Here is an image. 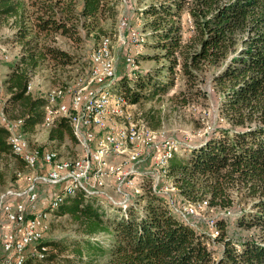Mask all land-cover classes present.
Listing matches in <instances>:
<instances>
[{"label": "trees", "instance_id": "16d2710c", "mask_svg": "<svg viewBox=\"0 0 264 264\" xmlns=\"http://www.w3.org/2000/svg\"><path fill=\"white\" fill-rule=\"evenodd\" d=\"M116 8L117 0H0V27L8 28L9 41L19 46L4 79V112L21 121L22 132H33L46 118V93L26 88L37 68L74 61L75 55L55 45V36L77 43L90 36L94 50L108 36L101 21L113 19ZM141 13L143 44L152 40L150 46L160 53L150 57L166 63L139 69L135 57L142 46L135 67L124 59L113 83L127 106L165 93L177 78L181 84L170 99L180 106L207 98L206 78L218 95L219 117L212 129L185 154L169 157L159 186L172 184L177 204L206 200L209 208L230 210L237 226L255 231L227 236L226 218L220 217L211 237L208 225L193 226L174 214L149 181L124 207L78 190L45 210L67 216L81 237L68 243L43 240L42 257L27 256L24 264L53 261L65 250L81 264H264V0H151ZM48 124L52 147L78 142L67 116L56 115ZM8 135L0 121V156L21 159ZM59 186L56 194L63 189Z\"/></svg>", "mask_w": 264, "mask_h": 264}, {"label": "rangeland", "instance_id": "374dc122", "mask_svg": "<svg viewBox=\"0 0 264 264\" xmlns=\"http://www.w3.org/2000/svg\"><path fill=\"white\" fill-rule=\"evenodd\" d=\"M151 0H117L116 15L112 19L102 20L103 33L108 35L106 38L110 45L111 51V63H113V68L110 69L116 73L118 71H123L125 68L124 59L127 55L136 54V49L141 48L140 53L136 55V61L139 65V69H152L156 65H161L166 63L164 59H153L151 54H159L160 50L152 48V40H147L146 43L135 42L129 37L127 38L128 30L119 27V21L121 19H127L130 26L135 28L137 31H143L144 16L141 13L143 7ZM10 30L6 27H0V101L4 100L5 86L3 85V75L9 70V64L13 63L17 54L19 53V46L13 42L9 41ZM143 36L145 37V33ZM127 38V44L122 43V39ZM56 43L60 48L66 49L70 54L75 55L74 61L71 64L65 66H54L51 63L45 62L40 65L36 72L35 78L32 84V93H48L56 88H65V99L71 94L75 89L80 88V84L83 83L85 79H89V72H94L97 70V74L105 73V66L100 64L98 67V62L91 58V53L93 52L94 46L92 45V38L90 36L84 37L82 35V41L80 43L73 42L67 37L56 35ZM136 44V45H135ZM144 47H143V45ZM137 46V47H136ZM96 49V48H95ZM94 49V50H95ZM90 60V61H89ZM109 60V59H108ZM116 75V74H115ZM116 80V79H115ZM113 81L103 82L97 84L93 89H99L103 84V87H107ZM115 83V81H114ZM112 83L113 94L117 91L118 84ZM180 80L177 78L176 82L172 86H168L166 92L158 96L142 98L135 104H130L124 108V114L113 115L107 113L105 116V122L107 129H112V127H118L129 122L135 124L137 130H142L141 134H145L144 129H148L149 135H141V139L137 142L131 149L126 150L127 154L122 155L119 158H109L107 163V170L105 175V184L98 185L94 182V169L85 179V182H89L90 188L83 190L88 195H102L108 201L118 204L121 206H126L134 197L143 191V185L149 181L152 185L153 183L159 182L161 175V167L157 165H151L149 159L147 163L139 166L137 169H129V159L133 156L144 154V146L147 144V140L150 137H156L163 135L162 145L168 143L169 141H175L178 143L177 151L174 153L185 154L187 149L200 141L204 133L210 131L213 127V122L219 117L218 108V95L212 89L211 82L206 78L203 85L204 90L207 93L206 99L198 98L197 100L189 103L185 106H180L177 104L176 100L170 99V96L176 91L180 85ZM64 85V86H63ZM68 94V95H67ZM62 101V103H64ZM151 114H149V113ZM12 111H10V116L12 117ZM131 114V115H130ZM146 114L151 116V119H146ZM151 123V124H150ZM47 126L44 123L41 127H38L34 136L26 134L32 146L38 148L40 151H46L49 149L55 150L58 157L63 158H76L84 156V147L78 142H70L69 140H64L63 143L57 147H52V143H48L47 136ZM107 129H103L105 132ZM98 131V132H97ZM100 132V133H99ZM96 137L102 135V131L95 129ZM92 145V144H91ZM163 147H157L155 155L161 153ZM173 153V154H174ZM168 163V162H167ZM45 169V165L40 161L38 165L34 167L27 166L25 162L21 161L18 157L14 156L12 153L2 154L0 156V192L6 188H20L24 186L25 182L20 179L19 175H32L36 172H42ZM129 173L126 175L131 179V183H123L125 185H117V175L123 174L125 172ZM110 173H115L116 177H110ZM139 173V174H138ZM157 174V175H156ZM158 178V179H157ZM60 184L57 185H46L39 184V200L37 202L38 212H45L43 220L46 225L43 233V240L52 241L60 240L62 242H70L71 239L81 237V235L75 231V226L70 222L67 216H56L54 211L46 212V207L49 205L56 195V192L60 188ZM159 186V184H158ZM172 187V188H171ZM156 193L161 192L162 194L167 193L168 203L172 209V205L182 206L187 205L188 202L183 204H176L175 200V188L172 184L164 183L159 186V189L152 188ZM78 191V190H77ZM93 191V192H90ZM97 191V192H96ZM128 199H125L127 198ZM173 201H171V198ZM241 205H244L243 203ZM56 208V207H50ZM233 211H238L239 207L231 208ZM174 213V212H173ZM198 219L197 224L208 225L205 229L210 230V236L215 237L217 235V229L215 225L211 226L208 223V219L212 218L215 220L220 217L226 218V235L232 236L235 239L240 236H245L253 233L255 228L243 229L236 225L235 217L232 212L227 209L214 210L212 208H200L197 209ZM194 222V221H193ZM97 239L102 241V236H97ZM220 241L213 244L216 250L219 249ZM70 259V260H69ZM41 264H81L69 250H65L59 254V256L53 261H42ZM93 264H102L101 261L95 262Z\"/></svg>", "mask_w": 264, "mask_h": 264}, {"label": "bare ground", "instance_id": "6f19581e", "mask_svg": "<svg viewBox=\"0 0 264 264\" xmlns=\"http://www.w3.org/2000/svg\"><path fill=\"white\" fill-rule=\"evenodd\" d=\"M124 20L121 19L119 21V27L123 28ZM126 29L128 30V33H131L130 39H132L135 42H142L144 39L143 33L137 31L135 28L131 27L129 23L126 25ZM101 41L103 42L102 46ZM136 45V44H135ZM137 47V46H136ZM136 52L138 53L137 49ZM134 56L135 54H130L125 57V61H127V64L130 67H135L134 62ZM91 58H93L95 61L100 63L102 66L104 65L106 70L104 74H112L115 73L110 68H113V63H111V51H110V45L108 43V40L106 38H102L100 42L98 43V46L95 50L91 53ZM109 59V60H108ZM95 72V71H94ZM114 75L112 77V80L114 82ZM109 80V81H110ZM112 82V83H113ZM111 83V84H112ZM108 85L107 87H103L105 84L101 86L99 89H93L90 93V97L87 98V101L85 103L84 113H83V120L84 122H87L89 128L98 127L107 129L106 122L104 121L106 118V114H113V115H123L124 114V107L127 106L125 100L123 97L117 95L116 93L113 94L112 85ZM30 85V82L28 83ZM65 88H56L53 91H49L46 95V104L44 106L45 115L46 117H50L56 114L59 115H65L69 118L74 133L78 139H80V131H79V125H78V119H73L72 113H64L61 109V103L58 102V100L62 97V95L65 94L66 90ZM78 89V88H77ZM76 90V89H75ZM74 90V91H75ZM74 91L72 93H74ZM71 93V94H72ZM53 98V99H52ZM50 105V111H47L48 107ZM1 119L2 116L5 119L7 115L4 113H0ZM9 119V118H8ZM13 120V119H9ZM15 124L9 123V125H16L21 124L20 120H14ZM8 125V131L10 134V127ZM145 134H141L142 130L136 128L135 124L129 122L127 124L118 126V127H112V129H107L103 136L98 137L95 141L94 147L89 146V148L92 149V164L88 167V170H83L82 172V182L77 181H67L65 184H63V189L60 193H57L51 203L50 207H57V205L62 201L64 196L66 194H74L77 190H84L86 186L84 185L85 179L87 178L86 175L90 173L91 170L94 169V180L95 184L98 185H104V178L105 173L107 170V163L109 161V158H114L121 154L124 151V146L126 149H131L139 140L141 139V135H149L148 129H144ZM19 142H21L22 145H24L25 150L32 151L36 154H43L42 155V163L45 165V168H51L52 165V157L54 158V163L57 164V168L60 171H67L70 168H74V164L80 163V157L76 158H63L58 157L57 152L55 150H46V151H40L35 146L33 147L32 144H30L29 139L26 137V134L22 132V130H17ZM151 132V131H150ZM93 138L92 133H86L85 135V141L84 144V153L88 152V145L86 144L88 141H91ZM8 143L10 145V148L13 153L17 154L27 166L34 167L37 165V159H29L27 162V158H25L24 154H22L21 147L14 146V143L11 142V140L8 139ZM178 143L175 141H169L168 143H165L162 145L163 150L161 153L155 155V162L157 165L161 167V174L166 173V166L167 161L169 157L177 151ZM129 173L125 172L123 174V183L127 184L128 182L131 183V179L128 178L126 175ZM139 174V173H138ZM159 178V177H158ZM157 178V179H158ZM174 187V186H173ZM172 188V187H171ZM13 191H20V188H11ZM93 192V191H90ZM6 193V189L2 190L0 192V196H3ZM87 194V193H86ZM159 194H162L159 192ZM164 197H166L167 202L169 199L167 198V193L162 194ZM64 200V199H63ZM168 204V203H167ZM0 206H1V199H0ZM207 201L202 200L200 202L194 203V204H187L182 206L172 205V211L174 214H176L180 219L183 221L193 225L197 226V223L193 222L191 219L188 218V215L184 214L185 210H190V213H194L198 216L197 209L200 208H207ZM38 215L40 218H44L46 215L45 212H38ZM208 223L213 226L214 219L210 218L208 219ZM46 225L42 223V230L44 233ZM43 241V235L41 237H33L32 247H30V254L31 255H38V252H44L45 248L47 247L42 243ZM30 255H23L22 257L18 258L17 264H24L26 257ZM31 257H37V256H31Z\"/></svg>", "mask_w": 264, "mask_h": 264}, {"label": "built area", "instance_id": "2783aa9c", "mask_svg": "<svg viewBox=\"0 0 264 264\" xmlns=\"http://www.w3.org/2000/svg\"><path fill=\"white\" fill-rule=\"evenodd\" d=\"M127 23H129L128 20L124 18L123 29L125 30ZM128 37H131V33L127 34ZM127 38L125 40L122 39L123 44H127ZM102 44L103 42L101 41L100 47ZM125 62L127 64V61ZM98 67H100V63H98ZM114 74L116 73L97 74V70L95 72H89V79H85L80 84V88L76 89L74 93L69 94L67 102L64 101V103H61V109L64 113H72L73 119H78L80 141H85L86 133L94 132V129H90L87 122L83 120L87 98L90 97L91 91L97 84L108 82ZM92 83L95 86H92ZM26 88L27 91L31 89L30 85H27ZM47 111H50V105ZM2 121H4L3 116ZM49 121H52L51 117ZM9 127L10 134L8 135V139L14 143V146L21 147L22 154L27 158V162L29 159H37V165L40 161L42 162L43 154H36L32 151L25 150L24 145L19 142L17 124L9 125ZM163 139V135H159L157 138L150 137L144 146V154L133 156L129 159V169H137V165L139 164L140 166L147 159L152 161L153 165L156 166L155 151L157 147L162 146ZM86 144L88 145V152L80 157V163L74 164V168H70L67 171L58 170L57 164L54 163V158L50 155L52 158L51 168H45L42 172H36L32 175L18 174L19 178L25 182L24 186L20 187V191H13L11 188H6V193L0 196V264H17L18 258L23 255L42 257L47 247L44 252H38V255L30 254L33 237H41L43 235V219L39 217L37 209V202L39 200L38 185H63L67 181L82 182V172L83 170H88V167L92 164L93 156L92 149L89 148L88 143ZM125 148L124 146V150ZM109 175L110 177H116L115 173H110ZM123 175L125 174L117 175V185L119 186L125 185L123 184ZM84 184H86L87 188H90L89 182H84ZM151 188L159 189L158 180L151 185ZM125 199H128V197ZM171 201H173L172 198ZM184 214L188 215V218L195 223L201 218V216L190 213V210H185Z\"/></svg>", "mask_w": 264, "mask_h": 264}, {"label": "crops", "instance_id": "0c3cea01", "mask_svg": "<svg viewBox=\"0 0 264 264\" xmlns=\"http://www.w3.org/2000/svg\"><path fill=\"white\" fill-rule=\"evenodd\" d=\"M137 51L139 52V49H137ZM10 65V64H9ZM9 71V70H8ZM8 71L6 72V74L8 73ZM6 74L5 75H3V78L5 79V77H6ZM34 78H35V75L33 76V78H32V80L30 81V87L32 88V84H33V81H34ZM4 82V81H3ZM3 85L5 86V84L3 83ZM30 92H31V89L29 90ZM5 94H4V99H5V97H6V91L4 92ZM32 93V92H31ZM32 94H35V93H32ZM47 95V94H46ZM46 95H45V97H46ZM65 95L66 94H64V95H62V97L58 100V102H60V103H62V101H64V97H65ZM67 99V98H66ZM6 105H5V103H4V100L3 101H0V113L2 112V113H4L5 115H7V113H5L4 112V107H5ZM8 113L10 114V111H8ZM13 115V114H12ZM56 115H59V114H56ZM56 115H53V116H50L51 117V119L54 117V116H56ZM7 117V116H6ZM13 117V116H12ZM50 117H46L45 118V124H46V126H47V128L49 129V120H50ZM0 121L8 128V125H9V123H11V124H15L14 122V120H9L8 118L7 119H5V121H2V119H1V115H0ZM43 123V124H44ZM20 126H21V124H17V130H20ZM38 127L40 128L41 127V125H36L35 127H34V130H33V132H31V133H25V134H29L30 136H34L35 135V133H36V131L38 130ZM98 129L99 131H102V135L101 136H103L104 135V133H105V131L103 130V128H98V127H93V128H90V129H94V132H92V134H93V138L91 139V141H88L87 143L89 144V146H91V147H94V144H95V141H96V139L98 138V137H96V134L97 133H95V129ZM48 129H47V136H48ZM98 132V131H97ZM100 133V132H99ZM47 136H46V139H47V142L48 143H50L49 141H48V138H47ZM100 136V137H101ZM79 142H80V144L84 147L85 146V144H84V142L83 141H80V139H79ZM92 144V145H91ZM126 150H128V149H126ZM126 150H124L121 154H119L118 156H116V157H114V158H119L120 156H122V155H126L127 154V152H126ZM145 163H147V161L145 160V162H143L142 164H145ZM141 164V165H142ZM94 182H95V180H94ZM104 184H105V179H104ZM97 192V191H96Z\"/></svg>", "mask_w": 264, "mask_h": 264}]
</instances>
